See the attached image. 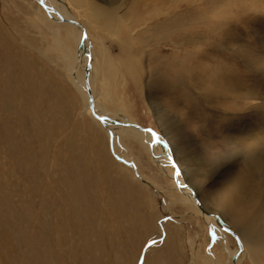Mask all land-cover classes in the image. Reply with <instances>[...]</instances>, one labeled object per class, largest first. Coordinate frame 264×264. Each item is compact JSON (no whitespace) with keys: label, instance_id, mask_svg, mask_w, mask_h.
Listing matches in <instances>:
<instances>
[{"label":"rangeland","instance_id":"1","mask_svg":"<svg viewBox=\"0 0 264 264\" xmlns=\"http://www.w3.org/2000/svg\"><path fill=\"white\" fill-rule=\"evenodd\" d=\"M87 1L123 17L122 40L87 25ZM77 2L90 57L112 64L99 101L157 133L231 232L213 235L140 144L115 151L83 119L56 23L35 0H0V264H253L237 238L264 232V0Z\"/></svg>","mask_w":264,"mask_h":264},{"label":"bare ground","instance_id":"2","mask_svg":"<svg viewBox=\"0 0 264 264\" xmlns=\"http://www.w3.org/2000/svg\"><path fill=\"white\" fill-rule=\"evenodd\" d=\"M35 1L46 12V13L40 12L39 14L40 19H42L48 25L51 24L49 23L50 20L56 23L54 26H56L55 29L57 30L56 32L55 31L52 32L54 35L55 47L56 50L59 47L63 59L62 62L64 61L66 65L65 69L68 73L70 81H72L70 83H72L73 86L77 89L78 93L80 94L83 100V108L81 109L80 112V115L83 117V119H85V117L86 118L90 117L94 119L96 124L100 128H103L105 133L110 138L111 140L110 142H112V144L114 145L115 151H117L118 148L117 147L118 141H121L124 145H126L127 139H132L136 141L138 144H140L144 151L152 154L151 158L153 160V163L156 164V166L160 169V171L164 174V176H166L169 180L172 181L173 189L175 191L177 189V191L179 190L183 194V201L189 204L192 208L198 209V211H200L199 214L201 215V217H203L206 220L207 225L208 223L212 225L214 229L213 233H215L216 235L223 236L222 234L223 232H227V233L231 232L230 228H228L223 222L221 216L218 215L216 212L211 213V211L209 212L207 209L203 208L202 203L200 202L198 197H196V193L193 190V188L184 183L182 174L179 172L178 165L176 164V169L173 168L172 156L167 151V147L165 146L166 144L164 145V142L157 143L156 139L151 135L149 131H147L149 129H144L141 126H138V124L134 122L133 119H130L126 116L125 111L115 110L116 112H112L111 110H109L107 104L105 103L103 104L99 101L100 98L102 97L100 95L101 93H99L97 89L99 84V78L103 76V73L101 74L102 69L106 67V65L109 68L111 61L108 58H106L107 56L105 57V59L100 60L99 58V61L97 59L94 60L93 58L90 57L92 55V52L90 53V34L88 33L87 29L83 27V25L81 26L82 23L80 24V20L76 18L71 12V9L74 10L82 9L83 6H79L78 5L79 3L77 1L85 2V0H75L76 2L74 3L72 0H43V3L41 2V0H35ZM87 5L89 8L88 10H85L87 11L85 13L86 14L85 16L87 17L88 26L95 27L97 26V24L100 23L104 25V29H103L104 32L106 33L108 32L107 34H109L111 37H114L115 39L118 38V40L122 38L121 36L123 33L122 30L125 27L123 17L122 18L112 17L108 19L104 14H101L105 7L98 5L94 1H89ZM61 24L67 25V33L69 37H71V39L73 40L74 42L73 45L70 44V42L64 40L60 34L61 32L59 33V27L61 26ZM101 43H102L101 51L107 52L104 41H102ZM64 44H65V48L64 47L62 48L61 46ZM108 73L109 74L111 73L110 68L108 70ZM104 79H103L104 81L100 83V85L101 87H103V91L106 92L108 80H106V78ZM109 101L111 102V100ZM118 152L120 151L118 150ZM118 152L116 153L119 154ZM121 157H123L126 160V165H127V161L131 162L133 160L132 157L130 156L128 157L125 154H122ZM129 164L133 165V162ZM167 165L169 167H167ZM122 169H124V167ZM259 216L261 217V215ZM245 227L246 224H244V228ZM242 231H244L242 235L240 231L238 232L239 236L237 240L240 242V247H239L240 249L239 250L237 249V252L239 251L245 255H248L253 264H264V232L259 230L258 232L252 233L251 229L248 230L249 232L246 231L245 229H243ZM232 234L234 235L233 232ZM251 234H254V236ZM223 241L226 244L225 246L227 250L230 252V249L226 242V238L223 239ZM230 254L233 257L232 259L236 260L235 259V256L237 254L236 251L230 252ZM194 255L196 256V254ZM155 259L152 258V261L149 260L151 261L149 262V264H157ZM228 264H233V262L230 261ZM238 264H240L239 261Z\"/></svg>","mask_w":264,"mask_h":264},{"label":"snow or ice","instance_id":"3","mask_svg":"<svg viewBox=\"0 0 264 264\" xmlns=\"http://www.w3.org/2000/svg\"><path fill=\"white\" fill-rule=\"evenodd\" d=\"M41 2L43 3V0H41ZM189 118H190V119H195V118H196V116H195V112H194V111L191 112V113H189ZM101 119H103V118H101ZM147 131H149V132L151 133V135L156 139L157 143H162V142H163L162 138L159 137V135H158L157 133H155L153 130L149 129V130H147ZM216 167H217L216 165H212V169H213V170H214ZM173 168L176 169V162H175V160L173 161ZM220 169H221V168H220ZM220 169H219V170H220ZM217 172H218V171H216L215 174L211 176V178L208 180L207 184L209 183V181H211V180L213 179V177L216 175ZM178 174H179V173H178ZM213 235H214V233H213ZM156 243H157V241L153 240V241H151V242L148 244V247H151V246L155 245ZM140 264H143V261H142V260L140 261Z\"/></svg>","mask_w":264,"mask_h":264}]
</instances>
